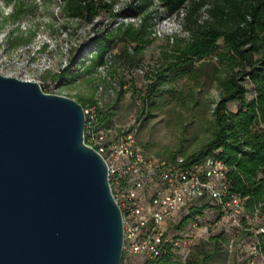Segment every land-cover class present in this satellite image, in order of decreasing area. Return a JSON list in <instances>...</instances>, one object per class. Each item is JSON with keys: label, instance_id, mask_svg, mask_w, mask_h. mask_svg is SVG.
<instances>
[{"label": "rangeland", "instance_id": "obj_1", "mask_svg": "<svg viewBox=\"0 0 264 264\" xmlns=\"http://www.w3.org/2000/svg\"><path fill=\"white\" fill-rule=\"evenodd\" d=\"M98 1L102 12L90 20L68 16L63 0H0V72L37 80L48 92L96 97L102 103L114 104L113 134L134 126L138 144L149 155L167 158L200 149L212 135L219 87L203 77H156L165 54L173 51L171 36L184 35L177 18H154L157 22L150 33L141 30L150 39L143 42L132 39L125 30L132 21L137 27L139 18L114 14L132 0H112L114 13L108 6L110 0ZM14 3L26 7L19 24L8 16ZM156 8L154 2L148 11ZM102 33L112 36L115 44L105 63L97 65L93 45ZM24 39L28 41L21 42ZM155 80L158 94L144 103V95ZM246 82L247 96L253 97L254 86ZM229 108L236 109L237 103L230 102ZM206 203L210 205L203 213L185 224L181 221L188 207L164 223L176 258L184 264H264L258 236L264 232L260 230L264 211L244 208L234 221L230 210L216 201L202 199L194 205ZM136 261L144 264L145 258Z\"/></svg>", "mask_w": 264, "mask_h": 264}, {"label": "water", "instance_id": "obj_2", "mask_svg": "<svg viewBox=\"0 0 264 264\" xmlns=\"http://www.w3.org/2000/svg\"><path fill=\"white\" fill-rule=\"evenodd\" d=\"M76 98L0 72V264H123L124 222Z\"/></svg>", "mask_w": 264, "mask_h": 264}, {"label": "trees", "instance_id": "obj_3", "mask_svg": "<svg viewBox=\"0 0 264 264\" xmlns=\"http://www.w3.org/2000/svg\"><path fill=\"white\" fill-rule=\"evenodd\" d=\"M154 2H157V8L148 11ZM101 4L98 0H63L62 8L70 17L91 20L102 12ZM108 6L113 12L112 0ZM22 11H26V7L14 3L9 19L19 24L24 17ZM114 14L139 18L137 27L132 21L125 30L132 39L143 42L150 39L144 37L141 30L150 33L157 22L154 18L166 15L180 21L186 33L171 36L173 51L165 54V62L156 77L163 78L166 74L187 75L192 80L203 77L215 82L220 89V99L214 108L212 135L187 157L191 162L208 155L223 159L229 166L230 191L245 197L247 210L264 211V0H132ZM95 39L94 64L103 65L115 39L106 33ZM26 41L28 39L21 40ZM246 81L254 86L253 97L247 96ZM158 91L155 80L144 95V103L148 104ZM75 98L84 107L96 106L97 127L112 125L116 112L114 104H100L96 97ZM232 101L237 103L236 109L229 108ZM208 205L210 203L192 205L181 224L202 214ZM263 235L264 232L258 234L261 238L259 246L264 248ZM144 264L184 263L176 258L173 244L166 242L165 251L145 259Z\"/></svg>", "mask_w": 264, "mask_h": 264}, {"label": "built area", "instance_id": "obj_4", "mask_svg": "<svg viewBox=\"0 0 264 264\" xmlns=\"http://www.w3.org/2000/svg\"><path fill=\"white\" fill-rule=\"evenodd\" d=\"M85 113L86 142L105 157L112 191L123 213V264L161 255L168 242L166 220L199 200L227 207L237 221L245 197L230 191L229 166L223 159L208 155L191 162L185 154L155 157L138 144L134 126L113 134L112 127H97L95 105L86 106ZM260 230L264 231V224Z\"/></svg>", "mask_w": 264, "mask_h": 264}]
</instances>
